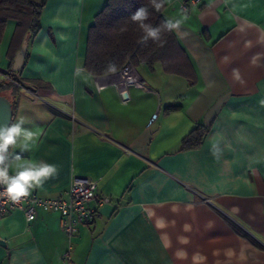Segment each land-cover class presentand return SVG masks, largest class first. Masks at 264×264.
I'll return each instance as SVG.
<instances>
[{"label":"crops","instance_id":"crops-1","mask_svg":"<svg viewBox=\"0 0 264 264\" xmlns=\"http://www.w3.org/2000/svg\"><path fill=\"white\" fill-rule=\"evenodd\" d=\"M186 1L161 10L180 21L177 63L139 62L142 86L126 85L125 97L119 76L84 68L89 27L107 0H45L15 72L16 22L5 23L0 82L17 80L5 92L10 123L23 118L36 134L28 151L20 142L10 151L59 167L29 192L59 196L81 177L109 202L70 240L57 212L29 222L10 212L0 218V264H264V0L183 10ZM197 127L201 143L181 149Z\"/></svg>","mask_w":264,"mask_h":264},{"label":"trees","instance_id":"trees-1","mask_svg":"<svg viewBox=\"0 0 264 264\" xmlns=\"http://www.w3.org/2000/svg\"><path fill=\"white\" fill-rule=\"evenodd\" d=\"M45 0H0V37L5 23L16 22L13 34V51L16 52L24 38L37 33L40 28V14ZM147 7L149 17L145 23L153 27L162 26L165 22L161 15L164 5L156 10L149 0H107L103 8L94 16L89 27L87 46L84 57V68L93 75H106L119 71L126 61L133 66L139 62L152 64L160 60L171 66L178 61V50L174 45L172 30L164 29L156 41H142L144 35L131 15L140 7ZM9 80L0 82V94L7 90L16 91L17 80L10 74ZM176 107L169 106V109ZM206 130L197 127L185 136L180 144L181 149L197 147Z\"/></svg>","mask_w":264,"mask_h":264},{"label":"built area","instance_id":"built-area-1","mask_svg":"<svg viewBox=\"0 0 264 264\" xmlns=\"http://www.w3.org/2000/svg\"><path fill=\"white\" fill-rule=\"evenodd\" d=\"M199 1L187 0L181 3V8L186 10L190 5H196ZM112 75L119 76L120 79H116V82L122 95L126 93V85L142 86L130 61H126L123 67ZM155 117L156 114H153L151 120ZM107 202H109L108 196L96 192L94 181L81 177H74L64 194L59 196L46 197L29 192L27 196L21 197L15 202L10 200L4 192V188L0 187V218L17 210L29 222L38 210L57 212L60 227L70 240L77 227L92 222L98 209ZM262 207H264V196H262ZM70 250L71 244L69 243L68 250L64 254V259L67 261L70 259Z\"/></svg>","mask_w":264,"mask_h":264},{"label":"clouds","instance_id":"clouds-1","mask_svg":"<svg viewBox=\"0 0 264 264\" xmlns=\"http://www.w3.org/2000/svg\"><path fill=\"white\" fill-rule=\"evenodd\" d=\"M150 4L159 10L166 0H149ZM149 17L147 7L138 8L132 15L131 20L137 22L144 35L143 42L149 39L156 41L160 38L164 29L174 30L180 25V21L167 20L162 26L153 27L145 23ZM25 120L18 118L14 123L0 125V187L12 201H18L21 197L29 194V189L40 186L47 179L58 175L59 167L56 164H49L44 160H21V156L14 154V149L20 142L21 150L28 151L34 141L35 133L24 127ZM14 168V174L9 169Z\"/></svg>","mask_w":264,"mask_h":264},{"label":"water","instance_id":"water-1","mask_svg":"<svg viewBox=\"0 0 264 264\" xmlns=\"http://www.w3.org/2000/svg\"><path fill=\"white\" fill-rule=\"evenodd\" d=\"M26 49H27V36L22 41L19 50L15 54L11 68L12 71L15 72L20 70L26 54ZM123 96L125 97L126 93H124ZM12 115H13V110H12L11 101L8 99L7 96L0 94V125L10 123Z\"/></svg>","mask_w":264,"mask_h":264}]
</instances>
